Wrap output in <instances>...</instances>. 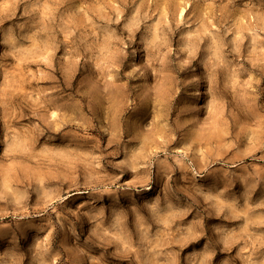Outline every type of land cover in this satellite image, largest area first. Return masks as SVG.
<instances>
[{
	"label": "clouds",
	"instance_id": "obj_1",
	"mask_svg": "<svg viewBox=\"0 0 264 264\" xmlns=\"http://www.w3.org/2000/svg\"><path fill=\"white\" fill-rule=\"evenodd\" d=\"M261 85L264 0H0V264H264Z\"/></svg>",
	"mask_w": 264,
	"mask_h": 264
},
{
	"label": "rangeland",
	"instance_id": "obj_2",
	"mask_svg": "<svg viewBox=\"0 0 264 264\" xmlns=\"http://www.w3.org/2000/svg\"><path fill=\"white\" fill-rule=\"evenodd\" d=\"M184 15H186V13ZM58 55H59V53H58ZM20 79H21L20 77L16 78L17 81H19ZM261 86L264 87V85H261ZM2 87L5 89V91L14 92L16 97L22 96L24 94V92H26L28 90V85H24L23 88H20L19 83H13L12 81L7 79L6 77L2 79ZM262 99H264V98H262ZM257 130H260L258 126H257ZM15 167H16V165L13 163L8 164L9 169H14Z\"/></svg>",
	"mask_w": 264,
	"mask_h": 264
}]
</instances>
